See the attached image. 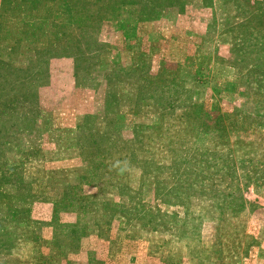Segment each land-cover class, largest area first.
<instances>
[{
  "label": "rangeland",
  "instance_id": "374dc122",
  "mask_svg": "<svg viewBox=\"0 0 264 264\" xmlns=\"http://www.w3.org/2000/svg\"><path fill=\"white\" fill-rule=\"evenodd\" d=\"M0 264H264V0H0Z\"/></svg>",
  "mask_w": 264,
  "mask_h": 264
}]
</instances>
